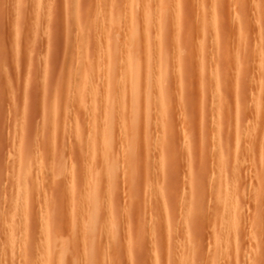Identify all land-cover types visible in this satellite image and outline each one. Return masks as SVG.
Masks as SVG:
<instances>
[{"label": "rangeland", "instance_id": "1", "mask_svg": "<svg viewBox=\"0 0 264 264\" xmlns=\"http://www.w3.org/2000/svg\"><path fill=\"white\" fill-rule=\"evenodd\" d=\"M129 1L136 0H0V264L29 262L46 221L50 239L74 243L65 248L62 261L48 262L52 264H264V0H167L175 7L164 10L169 14L156 5L160 0H142V5L137 0V8V2ZM128 3L135 7V18L128 14ZM143 10L153 22L148 27ZM133 19L141 25L133 53L146 70L141 77L145 81L150 61L155 66L165 53L169 72L161 89L165 86L164 99L172 104L160 117L153 98L150 102L139 95L144 102L142 108L139 98V146L124 133V140H118L121 132L115 130L117 145L106 151L107 159L100 147L98 154L90 151L95 136H89L96 129L102 139L101 115L109 108L110 82L102 70L111 63L114 70L119 67L112 75L122 74L120 79L113 76L115 82L124 79L127 117L134 115L125 76L129 72L124 73L121 56ZM145 103L152 109L147 111ZM116 105H110L113 111ZM153 110L156 119L150 116ZM143 112L155 120L154 127L144 125ZM157 133L163 143L155 140ZM121 140L128 142L124 150L132 153L133 145L139 152L133 174L132 156ZM220 146L223 163L216 155ZM95 154L99 163L114 160L119 171L102 181L100 225L91 246L85 226L91 203L79 196L87 185L84 169L92 167ZM29 160L34 161L30 170ZM224 195L237 201L233 209L221 205ZM78 211L82 224L74 222ZM226 216L240 222L238 228L227 227ZM106 223H112L113 231Z\"/></svg>", "mask_w": 264, "mask_h": 264}, {"label": "bare ground", "instance_id": "2", "mask_svg": "<svg viewBox=\"0 0 264 264\" xmlns=\"http://www.w3.org/2000/svg\"><path fill=\"white\" fill-rule=\"evenodd\" d=\"M157 1H159V0H157ZM170 1V0H169ZM169 1H167V0H160L159 1V3H157L156 2V5H158V7L161 9V7H160V4H161V6H162V8H163V10L161 9V12H163V13H167V12H164V10L165 9H167L168 10V6L170 5L169 3ZM173 1V0H172ZM171 1V2H172ZM178 1V0H177ZM130 2H132L131 4H133L134 2H137V4H135L134 3V6H136V8H137V5H138V3H140V2H138L137 0L136 1H129V3ZM202 2V1H201ZM129 3H128V5H129ZM176 3V2H175ZM141 5H142V0H141ZM155 5V6H156ZM129 6H131V5H129ZM128 6V8H130V10H131V12H130V10H129V13L128 14H132L133 16H134V18L136 17V15L137 14H135V10L134 9H132V7L133 8H135L134 6H131V7H129ZM170 6H172V5H170ZM157 7V6H156ZM172 7H174V6H172ZM175 8V7H174ZM149 9V8H148ZM154 9V8H153ZM169 9H171V8H169ZM166 10V11H167ZM144 11V10H143ZM177 11V10H176ZM158 12H159V10H158ZM160 12V13H161ZM159 13V15L161 16L162 15V13L160 14ZM177 13V12H176ZM126 14H127V12H126ZM139 14V13H138ZM142 14L145 16V20L146 21H144V22H146V26L148 27V26H150V24H152L153 22L150 20V15H149V13L147 12V11H144V13L142 12ZM158 14V13H157ZM165 14H163V16H167V15H165ZM167 14H169V13H167ZM170 14H172L171 12H170ZM122 15V14H121ZM172 15H174V14H172ZM130 17V16H129ZM132 17V16H131ZM131 17H130V19H131ZM151 17H152V15H151ZM162 17V16H161ZM170 17V16H169ZM128 19V18H127ZM139 19V18H138ZM162 19L164 20V21H166L165 20V18H163L162 17ZM167 19V18H166ZM210 19H212V18H210ZM73 20V19H72ZM103 20V19H102ZM117 20H118V18H117ZM159 20V19H158ZM116 21V20H115ZM114 21V25L113 26H115V29H119V22H115ZM130 21H132V20H130ZM154 22H157V18H156V21H154ZM212 22V21H211ZM122 23V22H121ZM116 24V25H115ZM145 24V23H144ZM155 24V23H154ZM153 24V25H154ZM157 24H159V26L160 27H162V23H161V21L159 20V22L157 23ZM156 24V25H157ZM169 24V23H168ZM164 25V24H163ZM211 25V24H210ZM139 26H141V25H139ZM138 24H137V21L136 20H134L133 19V21H132V24L130 23V30L128 31L127 30V32H128V40L127 41H125V42H127V43H124V45H123V47L125 46V44L127 45L126 47H127V50H126V48L124 47V49L125 50H123V52L124 53H122L121 51H122V46L120 45H118V47L120 48V52H121V56H122V54H123V56H122V61H123V63H124V67L122 68V69H124L123 71H124V73H126V71L127 70H125V69H128V72L129 73H127L125 76L126 77H128V75H129V77L127 78V79H129V80H127L128 82L127 83H129L128 84V87H129V92H130V94L131 95H129L131 98H130V101H132V103H131V105H132V109H133V113H134V115H133V117L130 119V117L128 118L127 117V115H129V113L127 112L128 111V108H127V111L125 110V108H126V106H127V104H126V102L127 101H125L124 99L125 98H123V97H127L128 95L126 94V96H123L122 94H124V93H126V86L124 85V79H122L121 81H119V83H117V82H115L116 81V79H120V74H121V72H119L120 74L118 75V77H116L117 76V73L115 72L114 74L116 75V76H114V75H112L113 74V71H115V70H118V66H117V69H115L114 70V63H111V64H109L108 65V67H106L107 69H105V64H102V65H104V66H101V68L102 67H104L103 68V70H102V72H104V75L108 78V80L111 82H108V81H106V83L108 82L109 84H108V89H109V91H108V97H107V100L105 101L106 102V104H108L109 105V108L107 109V110H105V112H107V114L105 113V115H101V116H103V117H101L102 118V122L100 123L101 125H100V128L102 129V131H103V133H102V135L104 136V137H102V135H101V140H98V136H99V132L98 133H96V127H97V125H96V127H94V132L92 133L91 131V135L90 134H88V135H90L89 137H91L92 136V134H93V136H95V137H91L90 138V140L92 141V144H94V147L93 146H91L90 147V145L88 146V148H89V150L93 147V149H91L90 151H92L93 150V152H95L96 150H98V148L100 147V148H102L104 151H105V154H106V151L107 152H109L108 150L111 148H115V146L114 145H117V141L115 142L114 141V138H115V130H117L118 132L120 131L121 133H120V135L118 134V132H117V134L119 135V137H116L117 139L119 138H121L122 140H124L123 139V134L122 133H124L125 135H127L129 138L128 139H130V140H132V141H136V143L134 142L133 144H137V146H139V144H138V136H137V132H138V128H139V131H141V128L143 127V125H142V127H140V126H138L139 124H140V122L138 123V118H139V116H141L139 113H142V109H139L138 111H139V113H137L138 111H137V109H138V107H139V105H138V101H139V98H140V102L142 101V99L143 98H141V97H139V95H141V96H143L144 97V99H146V98H149V100L151 99V98H153V104H155V106H159V108H157V109H159V114L158 115H160V117L161 116H163V114H164V112H165V108L167 107V108H170L171 106H170V104H172V103H166L167 101H166V99H164L165 97H164V94H163V92H164V89H166L165 88V86H164V89H163V91H162V89H161V85H162V87H163V85H165V84H163V83H166V82H164V81H167L168 79H166V76H167V74H168V70H167V67H166V65H165V63H164V61H163V58H164V60L165 59H167L166 57V54L164 53L163 54V52H161V51H164V50H159L161 53H159V54H163V55H165L164 57H162V55H160L159 57V61H157V63H156V65L155 66H150V65H152L151 64V61H150V65H148V67L147 66H145V62L146 61H148L149 62V59L148 60H146L145 62H144V60H142L143 62H144V67H147L148 68V75L145 73L146 72V70H145V68H143L144 70H145V72H143V75H144V73H145V75H146V78H144V79H146L145 81H147L148 80V82H147V85H146V87L145 88H143V90L141 89L142 88V86H144L145 85V81L142 79V77H144V76H142L141 77V73H142V63H141V61H140V58L138 59V57H137V55H134L135 54V51L136 50H134V47L136 46V48H137V42H138ZM145 26V27H146ZM77 27V26H76ZM103 27V26H102ZM155 27V26H154ZM246 27V26H245ZM127 28L129 29V27L127 26ZM126 28V29H127ZM157 28V27H156ZM164 28V27H163ZM77 29H79V28H77ZM103 29H104V27H103ZM120 30H122V29H120ZM147 30V29H146ZM212 30V29H211ZM116 31H119V30H116ZM140 31V30H139ZM124 32V31H123ZM158 33V32H157ZM118 34H119V32H118ZM164 34V33H163ZM240 34V33H239ZM106 35V34H105ZM121 35V34H120ZM82 37V36H81ZM159 37V36H158ZM159 39V38H158ZM84 40V39H83ZM81 41V42H84V41ZM119 40H122V39H119ZM120 43V42H119ZM114 45H116V44H114ZM161 45V44H160ZM163 46V45H162ZM76 47H77V45H76ZM114 47V49H116V46H113ZM113 47H112V49H113ZM82 48V47H81ZM158 48V47H157ZM162 48H164L165 49V47H162ZM158 49H160V48H158ZM109 50V49H108ZM151 50V49H150ZM149 50V51H150ZM80 51V50H79ZM127 51V52H126ZM114 52H116V51H114ZM155 52V51H154ZM156 52H157V57H158V50H156ZM156 52H155V54H156ZM228 52V51H227ZM134 53V54H133ZM152 53V52H151ZM116 54H117V52H116ZM139 54V53H138ZM154 54V53H153ZM179 54V53H178ZM115 55V54H114ZM149 55H150V52H149ZM107 56V58L109 57L108 55H106ZM106 56H105V58H106ZM120 55L118 54V57H119ZM151 56V55H150ZM154 57V56H153ZM156 57V56H155ZM106 58V59H107ZM111 58H115L114 56H112V54H111ZM120 58V57H119ZM148 58V57H147ZM175 58V57H174ZM173 58V59H174ZM100 59V58H99ZM103 59V58H102ZM115 59H117V58H115ZM142 59V58H141ZM151 59H153L152 57H151ZM155 60H157V58H154ZM175 59H177V58H175ZM97 60V59H96ZM112 60V59H111ZM114 60V59H113ZM155 60H154V63H155ZM227 60H228V58H227ZM103 61V60H102ZM116 61V63L118 62L117 60H115ZM121 61V62H122ZM180 61V60H179ZM166 62V64H167V60L165 61ZM200 62V61H199ZM93 63H95V62H93ZM106 63V66H107V64H108V62H105ZM122 63V64H123ZM153 63V62H152ZM154 63H153V65H154ZM180 63V62H179ZM119 64V63H118ZM117 64V65H118ZM121 64V65H122ZM146 64H148L147 62H146ZM119 66H120V64H119ZM180 66V65H179ZM211 66H215V65H211ZM92 67V66H91ZM168 67H169V65H168ZM177 68H178V64H177ZM185 68V67H184ZM90 70H91V68H89ZM104 69H105V71H104ZM95 70V69H94ZM143 70V71H144ZM154 70V71H153ZM180 71L182 70V68L181 69H179ZM7 71V70H6ZM173 71V70H172ZM172 71H170V72H172ZM90 72V71H89ZM99 72V71H98ZM173 72H176V71H173ZM178 72V71H177ZM181 73V72H180ZM171 74V73H170ZM173 74V73H172ZM83 75V74H82ZM84 75L86 76L87 74H85L84 73ZM92 75V74H91ZM90 75V76H91ZM103 75V77L105 78V76ZM122 75V74H121ZM175 75H176V73H175ZM182 75V74H181ZM113 76L114 77H116V79L115 78H113ZM147 76H148V78H147ZM92 77V76H91ZM90 77V78H91ZM181 77V76H180ZM82 78V77H81ZM85 77H83L82 79H84ZM89 78V77H88ZM96 78V77H95ZM107 78H105V80L107 79ZM168 78V77H167ZM176 78H177V76H176ZM115 79V80H114ZM142 79V80H141ZM171 79V78H170ZM91 80V82H90V85H91V83H92V79H90ZM104 80V81H105ZM114 80V81H113ZM216 80V79H215ZM88 81H89V79H88ZM142 81V82H141ZM143 81L145 82V83H143ZM213 81V80H212ZM86 82H87V80H86ZM116 84H115V83ZM105 83V82H104ZM114 83V84H113ZM178 83H181V81L179 82V80H178ZM82 84V83H81ZM84 85V84H83ZM86 86H87V84H85ZM158 85V86H157ZM178 85V84H177ZM176 85V86H177ZM218 85V84H217ZM155 86H157V87H159L160 86V88H157V90H156V88H154ZM85 87V86H84ZM91 87H92V85L90 86V88H89V91L90 92H92L91 90H93V89H91ZM105 87H107V86H105ZM180 86L178 85V88H179ZM86 89V88H85ZM91 89V90H90ZM104 89V88H103ZM145 89V90H144ZM160 89V90H159ZM105 90H106V88H105ZM104 90V91H105ZM141 90L143 91V92H141ZM167 90V89H166ZM165 90V91H166ZM168 90H170L169 89V87H168ZM173 90V89H172ZM218 91H219V89H217ZM88 91V92H89ZM203 91V90H202ZM81 92H82V90H81ZM102 92H103V90H102ZM140 92H141V94H140ZM145 92V93H144ZM167 92V91H166ZM169 92V91H168ZM142 93H144V95L142 94ZM111 96H110V95ZM166 94V93H165ZM169 94V93H168ZM221 94V93H220ZM103 95V94H102ZM122 95V96H121ZM125 95V94H124ZM146 95H147V97H146ZM105 96V95H104ZM218 96V95H217ZM93 97V96H92ZM119 97L121 98V100H123V102H121V100L119 99ZM117 98V99H116ZM104 99H106V98H102V101L104 100ZM117 100L116 101V103H118L117 105H116V103L115 104H110V101L112 100V102L114 101V100ZM127 99V98H126ZM132 99V100H131ZM118 100H120V103L118 102ZM147 100V99H146ZM148 100V101H149ZM87 101V100H86ZM93 101V100H92ZM89 102V101H88ZM105 102L103 101V103L105 104ZM143 102V101H142ZM146 102V101H145ZM150 102H151V100H150ZM92 103V102H91ZM97 103V102H96ZM123 103V104H122ZM98 104H99V102H98ZM121 104V105H120ZM126 104V105H125ZM143 105H142V108L144 107V102L142 103ZM147 103H145V105H146ZM148 104H150V105H148V107H147V105H146V108L145 109H147V111L148 110H150V109H152V107H150L149 108V106H152L151 105V103H148ZM107 105V106H108ZM110 105H116V106H118V109H119V107H120V111H118V109H117V107L114 109L115 111H113V109H111V106ZM98 106V105H97ZM96 106V108H98ZM105 106V105H104ZM112 106V108H114ZM141 106V105H140ZM170 106V107H169ZM173 106V105H172ZM139 108H141V107H139ZM259 108V107H258ZM85 109V108H84ZM99 110H98V114L97 115H99L100 114V108H98ZM110 109V110H109ZM117 109V110H116ZM154 109H156L155 107H154ZM156 109V110H157ZM103 109H101V111H102ZM124 110V111H123ZM140 110H142L141 112H140ZM171 110V109H170ZM96 111H97V109H96ZM120 112V114L117 116V114H116V112ZM126 111V112H125ZM147 111H145V113H147ZM154 111L155 110H153L152 112H153V114H150V116H152V115H155L154 114ZM104 112V111H103ZM103 112H102V114H103ZM151 112V111H150ZM151 112V113H152ZM115 113V114H114ZM125 113H128V114H125ZM137 113V114H136ZM144 112H143V115L145 114ZM156 113V112H155ZM138 114H139V116H138ZM116 115V116H115ZM125 115H126V117H125ZM167 115V114H166ZM165 115V117L166 118H169V117H167ZM170 115V114H169ZM94 117V116H93ZM165 117H164V122H165ZM129 119L128 121L126 120V119ZM152 118H154V119H156L155 117H153L152 116ZM146 119H147V114H145L144 115V117H143V120L144 121H146ZM148 119L150 120L151 118L150 117H148ZM147 119V121H149ZM160 119V118H159ZM96 120H97V117H96ZM131 120V121H130ZM151 120H152V123H151ZM150 120V125H149V123L146 121V123L144 124V125H146V127L147 126H151V124L153 125L155 122V120H153V119H151ZM162 120H163V117H162ZM93 121V120H92ZM130 121V122H129ZM169 121H170V119H169ZM98 122V121H97ZM97 122L95 121V123L97 124ZM154 122V123H153ZM159 122H161V121H159ZM162 123V122H161ZM170 123V122H169ZM117 124L119 125V126H117ZM163 124V123H162ZM161 124V125H162ZM93 125V124H92ZM95 125V124H94ZM168 125V124H167ZM155 125H153V127H154ZM159 126V125H158ZM166 126V125H165ZM93 127V126H92ZM117 127V128H116ZM152 127V128H153ZM160 127V126H159ZM167 127V126H166ZM165 127V128H166ZM204 127V126H203ZM149 128V127H148ZM151 128V127H150ZM150 128H149V130H150ZM160 128H162V127H160ZM209 128V127H208ZM88 129V128H87ZM86 129V130H87ZM144 129L146 130V128L144 127ZM91 130V129H90ZM93 130V129H92ZM99 130V129H98ZM154 130H157V132H161V131H159V128H157V129H155L154 128ZM168 130V129H167ZM171 132H172V130H170ZM169 132V131H168ZM94 133H96V135H94ZM155 133H156V131H155ZM170 133V132H169ZM169 133H167V134H169ZM116 134V136H118ZM140 134V133H139ZM145 134H147V133H145ZM151 134V133H150ZM121 135L123 136V137H121ZM157 135V136H156ZM155 136L157 137V139H155V140H158V142H160V140L162 139H160L159 140V138H158V133L156 134ZM160 135V134H159ZM162 135V134H161ZM127 136H125V138L127 137ZM137 136V139L135 138ZM170 136H171V134H170ZM140 135H139V139H140ZM210 137V136H209ZM145 138H146V136H145ZM118 139V140H119ZM127 139V138H126ZM121 140V146H122V148H123V150H124V148L125 147H123V146H126V145H124V144H128V142H126V143H124V141H122ZM150 140V139H149ZM163 140V139H162ZM161 140V141H162ZM129 141V140H128ZM144 141V140H143ZM148 140H147V138H146V142H147ZM168 141H170V139L168 140ZM187 141H188V139H187ZM229 141V140H228ZM116 144H115V143ZM123 142V143H122ZM131 142V141H130ZM129 142V143H130ZM145 142V141H144ZM148 142H150V141H148ZM157 142V143H158ZM164 142V140L162 141V143ZM113 143H114V145H113ZM119 143H118V145H119ZM151 143V142H150ZM87 144H89V142L87 143ZM123 144V145H122ZM149 144V143H148ZM152 144H153V142H152ZM155 144V143H154ZM165 144V143H164ZM136 146V145H135ZM141 146V145H140ZM150 146H151V144H150ZM150 146H149V148H150ZM160 147H161V145H159ZM158 146V147H159ZM163 146H165V145H163ZM169 146V145H168ZM167 145H166V147H168ZM231 146V145H230ZM127 147V146H126ZM217 147V146H216ZM221 147V146H220ZM227 147V146H226ZM117 148H119V147H117L116 146V149L115 150H118ZM121 148V147H120ZM122 148H121V150H122ZM132 150L134 151H132V153L131 152H128V150H124V151H127L126 152V154L127 155H130V156H132L131 158H132V164L131 163H129V167L130 168H132V171L130 170V172L132 173L133 172V170H134V168L137 166V158H136V154H135V151L137 152V153H139L138 152V150H136L137 148L136 147H134L133 145H132ZM134 148H136L135 150H134ZM155 148V147H154ZM101 149V150H102ZM127 149V148H126ZM147 149V148H146ZM153 149V148H152ZM159 149V148H158ZM166 149V148H165ZM217 149V148H216ZM102 150V151H103ZM115 150L113 151V153H111L110 152V154H112V156L115 154L114 152H115ZM120 150V151H121ZM156 150H157V146H156ZM90 151H88V152H90ZM101 151V152H102ZM103 151V152H104ZM123 152V151H122ZM121 152V153H122ZM157 152V151H156ZM219 152H220V154H216L217 156H219V161H221L220 163H223V161H224V149H222V147L219 149ZM218 152V153H219ZM96 154H98V152L96 151L95 152ZM124 153V152H123ZM158 154H159V151L157 152ZM93 154V153H92ZM94 155V157H95V161L93 160V161H91L92 163L91 164H95V166H93L92 165V167L91 166H89V167H85V169H84V174L86 175L85 177H86V179L87 180H85L86 181V183L85 184H87V185H85V187L84 188H82L81 186V188H82V190H81V192H80V196H79V198H84L85 196L89 199L88 201H90L89 203H91V204H89V206L90 207H92V208H90L89 207V211L88 212H90V214L88 215V217H89V220H88V226L87 225H85L86 226V236L88 237V242H89V244L92 246V243H94V240H95V235H96V229H97V214H99V212H98V210H99V208H100V203H99V196H100V191H101V184L103 185L104 183H105V180L104 179H108V178H112L115 174H117L116 172H118L119 170L117 169L118 168V166L115 164V161L114 160H112L113 161V164H112V161H111V163H106L105 162V159H103V160H100V163L99 162H97V159H98V156L97 155ZM117 154V153H116ZM115 154V155H116ZM101 155H103L102 153L100 154V156ZM107 155V159H109V157H108V154H106ZM140 155V154H139ZM99 156V157H100ZM111 156V155H110ZM28 157V156H27ZM92 158H93V156H91ZM91 157H88L89 159L91 158ZM141 157V156H140ZM156 157V156H155ZM221 157V158H220ZM87 158V159H88ZM101 158H103V157H101ZM162 158V157H161ZM29 159H30V157H29ZM114 159V158H113ZM26 160H27V158H26ZM92 160V159H91ZM218 161V162H219ZM29 162L30 163H27V166H28V169H29V167H32V163L34 162V161H31V160H29ZM96 162H97V164L98 165H96ZM127 162H128V160H127ZM25 164H26V162H25ZM119 164V163H118ZM131 164V165H130ZM122 165H124L125 166V163H122ZM223 165H225V164H222V169H224V167L225 166H223ZM24 166V165H23ZM86 166V165H85ZM124 166H122V168H123V172L124 171H126L125 169L126 168H124ZM126 166H127V164H126ZM25 167H26V165H25ZM119 167H121L120 165H119ZM128 167V166H127ZM128 167V168H129ZM127 168V169H128ZM27 169V170H28ZM41 169V168H40ZM39 169V170H40ZM232 169V168H231ZM30 170V169H29ZM118 170V171H117ZM221 170V169H220ZM18 172V171H17ZM30 172V171H29ZM221 173H224L223 172V170H221ZM29 174V173H28ZM38 174V173H37ZM126 174V173H125ZM133 174V173H132ZM16 175V174H15ZM123 175V174H122ZM220 175H224V174H220ZM132 175H130L129 177L131 178V180H132V177H131ZM23 177V176H22ZM129 177H127L128 179H130ZM110 178V179H111ZM126 178V179H127ZM221 178V177H220ZM223 178V177H222ZM222 178H221V180H222ZM23 179V178H22ZM24 179H26L25 177H24ZM109 179V182L110 183H112L113 182V179L112 180H110ZM104 180V183H102V181ZM130 180V181H131ZM220 180V181H221ZM22 181V180H21ZM134 182H135V180H133ZM133 181H131V182H133ZM226 181V180H225ZM25 182H27V181H25ZM25 182H22V185L25 183ZM31 182H32V180H31ZM228 182V181H227ZM27 183H29V182H27ZM221 183H222V181H221ZM220 183V184H221ZM21 184V183H20ZM113 184H114V182H113ZM112 184V185H113ZM130 184H132V183H130ZM137 184V183H136ZM21 185V186H22ZM90 185V186H89ZM112 185H108V187L110 186H112ZM219 185V184H218ZM222 185V184H221ZM227 185V184H226ZM25 186L26 187H24V190H26V192H28L27 191V189H28V186L29 185H27V184H25ZM128 186V185H127ZM220 186V185H219ZM231 186V184L230 185H227V187H230ZM103 187H104V185H103ZM102 187V188H103ZM131 187V186H130ZM220 187H224L225 188V186L224 185H222V186H220ZM218 188V187H217ZM222 188H218V189H221L222 190V192H223V190L224 189H222ZM235 188V187H234ZM108 190H111V188H109ZM226 190V189H225ZM227 190H228V188H227ZM112 191V190H111ZM111 191H108V192H111ZM233 192H234V190H232ZM20 192H21V189H20ZM221 192V193H222ZM24 193V192H23ZM71 193H75L74 192V189H73V192L71 191ZM99 193V194H98ZM29 194V193H28ZM219 194H220V192H219ZM224 194V193H223ZM27 195V194H26ZM227 195H230V194H227ZM227 195H224L223 196V198L221 199L222 200V203L223 204H221V205H223L224 207H226V208H224V209H229V207H230V209H231V207L233 206L234 207V205L233 204H235L237 201H235V203H233L234 201L233 200H230V197L232 196H230V197H228ZM73 196V195H72ZM234 197V196H233ZM236 198V197H235ZM73 199H75V197H73ZM232 199H234V198H232ZM80 200V199H79ZM235 200V199H234ZM74 202L76 201V200H73ZM25 202V201H24ZM75 204H76V202H75ZM238 204V203H237ZM99 208H98V207ZM219 206V205H218ZM236 206V205H235ZM74 207V206H73ZM233 207H232V209H233ZM237 208V207H236ZM236 210V209H235ZM226 211V210H225ZM228 211V210H227ZM226 211V212H227ZM80 211H78V214L80 215V217H79V215L77 214V216L76 215H74L75 216V218H74V222L77 220V222H81L82 221V219H79V218H81V213H79ZM84 212V211H83ZM97 212V213H96ZM229 212H230V210H229ZM225 213V212H224ZM228 213V212H227ZM227 213H225V215L227 214ZM222 214H223V212H222ZM222 214H220V215H222ZM225 215H222V216H225ZM86 216V215H85ZM87 217V218H88ZM73 218V217H72ZM85 218V217H84ZM224 217H222V219H223ZM226 218H227V216H226ZM108 219V218H107ZM232 219V218H231ZM77 222H76V224H77ZM111 222V221H110ZM109 222V223H110ZM227 224H228V226L227 227H229L230 229H234V228H238V225L237 224H240V222L238 223V222H235V221H233L232 220V222L231 221H229V218H227V220L225 221ZM231 222V223H230ZM234 222V223H233ZM46 223H47V221H46ZM46 223L45 224H43L44 226V228H43V230H42V232H41V236H40V244H39V246L37 247V248H35V253H34V256L32 257V258H30V259H27L29 262H25L26 264H52V263H48V262H51V260H52V262L54 261V260H57V262H59V260H61V258L63 257V255H64V252H65V248L66 249H68L69 248V246L71 245V244H74V243H72V241L71 242H68V241H63V240H59L58 238L56 239V238H54V239H50L51 237H50V234L49 233H51L50 231H49V229H48V225L49 224H47L46 225ZM108 223V225H107V223H106V225L108 226V229L109 228H111V226H109V225H112V223L111 224H109ZM225 223V224H226ZM236 223V224H235ZM21 224H22V222H21ZM81 224H82V222H81ZM80 223L79 224H77L76 226H79L80 227V225H81ZM84 224V223H83ZM86 224V223H85ZM234 224V225H233ZM56 225H57V223H56ZM74 225V224H73ZM99 225H100V223H99ZM98 225V226H99ZM223 225V224H222ZM240 227V226H239ZM77 229H80V228H78V227H76ZM85 228V227H84ZM20 229V228H19ZM112 229V228H111ZM225 229L228 231V229L225 227ZM229 229V230H230ZM82 230V229H81ZM85 231V230H84ZM112 231H113V229H112ZM112 231L110 232V234H113L112 233ZM231 231V230H230ZM74 232H76V230L74 231ZM78 233V232H77ZM76 233V234H77ZM83 233V232H82ZM85 233V232H84ZM76 234L74 235V236H76ZM109 234V233H108ZM109 234V235H110ZM26 235V234H25ZM83 235V234H82ZM25 237V236H24ZM79 237V236H78ZM15 239V238H14ZM75 239H76V237H75ZM84 239V238H83ZM75 242H77V240H75ZM12 243V242H11ZM6 244H7V242H6ZM86 244V243H85ZM8 245V244H7ZM13 252V251H12ZM67 255V254H66ZM50 258V259H49ZM47 259H49L50 261H48ZM62 261V260H61ZM24 263V264H25ZM57 264H59V263H57ZM61 264H62V262H61Z\"/></svg>", "mask_w": 264, "mask_h": 264}]
</instances>
